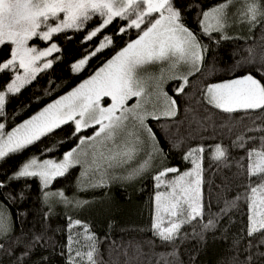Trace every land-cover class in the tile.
I'll return each mask as SVG.
<instances>
[{
	"label": "snow or ice",
	"instance_id": "6c2138e0",
	"mask_svg": "<svg viewBox=\"0 0 264 264\" xmlns=\"http://www.w3.org/2000/svg\"><path fill=\"white\" fill-rule=\"evenodd\" d=\"M192 9L189 0H0V50L9 46V56L0 60V79L8 76L0 84V162L22 153L69 123L73 125L71 138L77 141L60 158L47 157L54 150L48 146L40 156L27 159L13 174L0 180V192L13 182L35 178L40 182L42 199L49 209L54 204L83 208L89 201L73 200L63 190L52 189L54 181L79 166L78 190L107 188L115 180L131 181L141 177L152 167L155 158H164L156 133L147 122L177 116V102L165 91V84L178 80L180 83L174 89L176 95L185 92L189 77L201 70L208 52V46L201 43L200 36L218 43L233 38L227 31L233 25H246L249 31L264 26V0H219L207 10L196 0L194 15L199 35L186 24L185 18ZM94 18H98V22L86 29ZM114 22L123 23L111 34L105 33L104 30ZM81 31L85 32L81 43L89 48L71 64V70L76 74L83 71L93 57L112 46L114 37L123 38L131 31H135L136 36L128 39L73 90L6 130L3 121L11 119L6 104L59 59L53 54L62 53V47L53 42L54 37L60 35L64 40H71ZM261 35L264 37V33ZM94 39L95 45L91 44ZM33 40H39L45 46L31 44ZM245 51L248 55L243 64L251 70H246L241 77L206 85L201 92L205 105L227 114L259 115L264 111V40L259 50L248 46ZM150 66H159V71H149ZM181 66L186 71H178ZM253 71L257 75H253ZM106 98L110 101L107 104ZM129 101L134 102L129 104ZM251 119L255 124L257 116ZM234 125L233 120L224 127L231 132ZM245 127L247 132L264 133V126ZM90 128L93 129L91 135H81ZM252 141H258V144L236 161L240 169L236 175H243L246 180L243 197L228 198L225 195L223 207L204 223L201 221L205 219V147H191L183 154V160L191 165L189 170L167 166L156 171L151 177L154 181L150 227L153 236L165 245H175L186 238L182 229L195 223L200 228L196 237L206 243L205 233L214 231L220 220L238 208L243 199L249 240L244 248L246 256L243 259L234 256L232 264H264V251L261 250L264 249V135L238 134L233 147L244 148ZM141 153L145 156L143 161L129 168ZM210 159L232 167L227 164L226 149L220 144L215 145ZM244 159L247 160L246 167L241 162ZM121 169L127 174L119 172ZM223 184L221 191L226 194L230 191L227 176ZM29 187L26 183L23 185V188ZM6 198L22 202L26 197L21 190L16 195L8 191ZM10 219V213L0 208V239L12 231ZM68 221L67 243L61 253H67L66 264H101L100 239L91 231L90 225L71 217ZM77 228L82 231L73 233ZM43 239L39 234L33 236L17 257V264H26V261L36 264L32 252ZM239 243L235 241L233 247L239 249ZM134 252L129 256L127 250H123L124 264H133L145 255L139 245ZM169 255L171 260L162 258L165 264H182L177 260L175 250ZM37 260L39 264H47L48 257L41 256Z\"/></svg>",
	"mask_w": 264,
	"mask_h": 264
},
{
	"label": "trees",
	"instance_id": "16d2710c",
	"mask_svg": "<svg viewBox=\"0 0 264 264\" xmlns=\"http://www.w3.org/2000/svg\"><path fill=\"white\" fill-rule=\"evenodd\" d=\"M189 2L193 4V9L187 13L186 24L199 35L197 17L194 15L196 0ZM218 2L219 0H199L204 10ZM97 22L98 18L89 21L86 29L93 27ZM121 23L123 22H114L104 32L111 34ZM234 33L239 32L232 31L229 35L233 38L218 43L216 40L210 41L206 36H200L201 43L208 46L201 70L189 77V86L180 95H176L174 90L180 81L173 80L168 83V94L177 102V116L173 119L148 121L149 126L156 133L159 147L165 154L164 158H155L157 163L155 168L149 169L134 181L113 183L107 188L86 191L78 190L79 167L71 169L65 177L54 181L51 188L57 191L63 190L70 199L89 201L83 208L54 204L49 209L43 202L40 182L35 178L13 182L8 189L0 192V208L10 213L12 227L10 234L0 239V264H17V257L23 248L37 234L44 239L33 250L32 260L39 264L37 258L47 256V264H66L67 253L65 252L64 255L61 253L67 243L66 228L69 217L89 224L91 231L100 239L101 264H124L126 257L122 254L123 250L126 249L128 255L133 256L137 245L145 255L133 264H165L162 258L171 260L169 254L173 250L177 252V260L182 264H232L234 256L243 259L246 256L244 248L249 240L246 236L247 215L243 199L239 202L238 208L233 209L227 217L220 220L214 231L205 233L206 243H201L196 237L195 233L200 231V228L195 223L182 229L186 238L179 240L175 245L163 244L150 230L154 194V181L151 177L156 171L167 166L178 167L181 171L189 170L190 163L184 161L182 157L191 147L202 145L206 149L203 160L205 219L201 223L206 222L210 215H215L218 209L223 207L225 195L228 198L236 195L243 197L246 180L243 175H236L240 170L236 161L239 157H245L247 150L258 144V141L247 143L244 148L233 147V143L238 134L256 137L264 135L261 132H247L245 127L264 126V111L259 115L244 112L227 114L205 105L201 96L202 89L206 85L241 77L246 70H251L248 65L243 64V60L248 55L245 49L254 46L259 50L260 43L264 40L261 35L264 33V26L252 31L248 30L244 35ZM84 35L85 32L81 31L75 33L71 40H64L60 35L54 37L53 42H57L62 47V53L53 54L59 59L54 61L51 69L40 74L31 85L22 89L6 104V112L11 115L10 120L3 121L6 130H11L48 103L72 90L120 50L128 39H134L136 33L131 31L123 38L114 37L112 46L106 48L97 57H93L85 69L76 74L72 72L71 64L78 61L89 48V45L81 43ZM96 42L94 39L91 44L95 45ZM32 43H37L40 47L45 46L39 40H33ZM8 56L9 46L5 45L0 50V60ZM253 75L257 73L253 71ZM7 79L8 76H4L0 79V84ZM253 116H257L255 124L252 123ZM233 120L234 129L229 132L224 125L232 123ZM72 132L73 125L69 123L22 153L9 156L0 162V180L13 174L27 159L34 155L40 156L48 146L54 150L48 153L47 157L60 158L77 143L71 138ZM92 132L93 129L90 128L81 135H91ZM180 140L183 142H179ZM216 144L226 149L227 164L232 165L231 168L210 159ZM41 158L46 157L41 156ZM241 162L246 167L247 160ZM226 176L230 191L225 194L221 189L224 187L223 181ZM25 183L30 187L23 188ZM21 190L26 197L22 202L19 199L13 202L6 198L8 191L16 195ZM81 231L78 228L73 229V233ZM237 240L240 241L239 249L233 247V243Z\"/></svg>",
	"mask_w": 264,
	"mask_h": 264
},
{
	"label": "rangeland",
	"instance_id": "374dc122",
	"mask_svg": "<svg viewBox=\"0 0 264 264\" xmlns=\"http://www.w3.org/2000/svg\"><path fill=\"white\" fill-rule=\"evenodd\" d=\"M227 31H228V33H231L232 31H238L239 33H234V34H237V35H244L247 31H248V28H247V26L246 25H239V24H237V25H233L232 27H230V28H228L227 29ZM31 44H37V43H32V42H30ZM44 47V46H43ZM43 47H41V48H43ZM149 71H151V72H158L159 71V66H150L149 67ZM178 71H186V68L184 67V66H181L179 69H178ZM87 79V78H86ZM84 81V80H83ZM82 81V82H83ZM171 81H173V80H171ZM170 82V81H169ZM168 82V83H169ZM81 83V82H80ZM79 83V84H80ZM168 83H166L165 84V91L168 93V91H167V85H168ZM78 84V85H79ZM78 85H76L75 87H77ZM74 87V88H75ZM73 88V89H74ZM72 89V90H73ZM71 91V90H70ZM69 92V91H68ZM67 92V93H68ZM67 93H65V94H67ZM65 94H63V95H65ZM62 95V96H63ZM169 95V94H168ZM62 96H60V97H62ZM170 96V95H169ZM60 97H58V98H60ZM58 98H56V99H58ZM55 99V100H56ZM55 100H53L52 102H54ZM52 102H50V103H52ZM110 101H108L107 100V98L105 99V104H107V103H109ZM134 101H129V104H132ZM50 103H48V104H50ZM47 104V105H48ZM46 105V106H47ZM46 106H44V107H46ZM43 107V108H44ZM43 108H41L39 111H41ZM39 111H37L35 114H37ZM34 114V115H35ZM33 116V115H32ZM30 118V117H29ZM29 118H27V119H29ZM27 119H25V120H27ZM24 120V121H25ZM23 122V121H22ZM21 122V123H22ZM148 123V122H147ZM19 125V124H18ZM145 158V156H144V153H141L140 154V156L137 158V160H135V161H133V163H132V165H130L129 166V168H131V167H135V166H137L139 163H141L142 161H143V159ZM157 166V163L155 162V159L152 161V169L153 168H155ZM79 167V166H78ZM150 168V169H151ZM79 169H80V167H79ZM80 172H81V169H80ZM119 172H121V173H124L125 175L127 174L126 172H124V170H119ZM80 175V174H79ZM131 181H134V179L133 180H131ZM131 181H128V180H123V179H119V180H115V181H112L110 184H113V183H120V182H122V183H127V182H131Z\"/></svg>",
	"mask_w": 264,
	"mask_h": 264
}]
</instances>
